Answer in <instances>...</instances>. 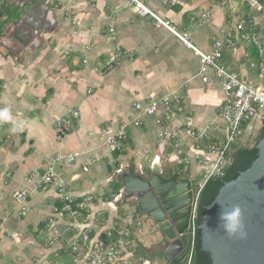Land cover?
<instances>
[{
    "label": "crops",
    "instance_id": "crops-1",
    "mask_svg": "<svg viewBox=\"0 0 264 264\" xmlns=\"http://www.w3.org/2000/svg\"><path fill=\"white\" fill-rule=\"evenodd\" d=\"M141 1L169 22L177 34L186 35L194 47L205 52L211 51L214 38L233 31L240 18L231 0ZM36 2H1L0 111L8 109L11 119L0 116V264H86L85 256L78 257L68 249L69 241L84 226L92 237L102 238L104 234L114 240L126 224L123 219L128 215L119 214L111 203L117 194L118 174L126 169L130 174L144 170L143 157L149 160L146 174L154 161H159L162 171L165 162L175 168L165 158L178 154L160 140L151 119L139 127L127 126L128 138L119 152L105 147V137L115 134L121 121L133 118L135 102L145 103L152 93L162 96L188 83L185 106L194 126L217 127L209 140L220 142L224 137L219 117L223 92L220 85H203L198 79L199 59L192 48L152 16L139 14L129 0H49L46 12H37L34 25L22 23ZM260 6L249 19L264 41V5ZM13 8L18 9L19 16L11 22L8 11ZM205 12L209 14L206 24L192 22ZM115 46L121 48L122 59L103 68ZM256 60L255 48L239 41L234 48L224 50L222 64L248 81L257 74L251 66ZM70 110H78L80 117L66 135L59 137L55 123ZM188 145L189 153L194 154L191 141ZM151 149L155 153L150 159L146 154ZM70 153L81 156L71 164H56L55 169L72 195L94 196L91 212L61 214L55 189L35 186L56 154ZM105 171L111 176H104ZM176 173L179 182L187 179ZM192 173L197 176L198 169ZM100 188L104 190L102 196L97 194ZM17 192L26 198L23 213L15 199ZM52 217L61 238L50 246L48 220ZM159 240L153 236L144 246L135 243L133 234L127 253L134 252V257L127 255L128 260H147V250ZM137 248L146 255L136 254Z\"/></svg>",
    "mask_w": 264,
    "mask_h": 264
},
{
    "label": "built area",
    "instance_id": "built-area-1",
    "mask_svg": "<svg viewBox=\"0 0 264 264\" xmlns=\"http://www.w3.org/2000/svg\"><path fill=\"white\" fill-rule=\"evenodd\" d=\"M129 1L134 4L139 14L152 16L158 25H162L176 33L169 22L157 16L141 0ZM171 1L173 0H162L163 3ZM1 2L2 0H0V10ZM208 20L209 14L207 12L202 13L200 19L192 18V22L196 25L206 24ZM110 31L113 32L112 27ZM177 36L187 47L192 48L198 57L200 66L197 77L201 83L203 85L218 84L222 89L223 97L219 105V117L224 124L223 139L220 142L209 140L211 131L217 130L215 126L213 128L206 126L204 129H197L194 126V118L188 114L185 106L188 89V83H185L182 89L168 92L162 96L152 93L145 103L135 102L133 104V118L129 121H121L117 132L105 137L104 145L111 151L120 150L128 138L127 126L132 124L134 127H139L145 119H151L158 128L160 140L178 152L172 158L170 155L164 158L174 165L181 166L183 172L188 175L187 179H190L192 184L191 214L188 228L185 231L188 235V245L185 250L189 246L186 264H192L198 229L196 223L198 200L204 185L211 178L224 177L226 169L235 165L233 157L235 149L246 144L250 138L253 139L259 129L263 127L264 41L258 33L255 22L247 17H240L233 31L226 32L222 37L214 38L209 52L194 47L186 35L177 34ZM239 41L250 43L257 53V60L251 65L256 69L257 74L251 76L248 81L242 80L235 72L222 64L224 50L234 48ZM122 55L121 48L115 46L108 54L103 68H110L119 64ZM79 117L78 110H70L65 116L57 120L55 127L59 137L66 135L74 121L78 120ZM188 141H191V146L195 150L194 154L189 153ZM80 156V153L56 154L53 163L47 165L42 174L35 180L37 188L53 187L55 189L57 199L62 204L60 207L61 214L91 212L93 209L94 196L91 194L72 195L69 192L68 185L55 169L56 164H71ZM194 169H198V172L203 173L202 181L197 185L194 184L196 178L192 173ZM15 199L21 213L25 212L27 210L25 196L21 192H17L15 193ZM125 223L118 236L109 241L92 237L88 227L84 226V229L69 241L68 249L78 257L85 256L86 264H146L148 259H138L131 262L127 256L132 255L134 257V252L127 253L128 246L133 234L142 232V221L135 216L128 215L125 218ZM48 227L47 243L50 246L56 245L61 238V231L53 217L48 220ZM149 264H169V262L157 263L150 260Z\"/></svg>",
    "mask_w": 264,
    "mask_h": 264
},
{
    "label": "water",
    "instance_id": "water-1",
    "mask_svg": "<svg viewBox=\"0 0 264 264\" xmlns=\"http://www.w3.org/2000/svg\"><path fill=\"white\" fill-rule=\"evenodd\" d=\"M245 2L261 9L257 0H231L234 13L238 14ZM48 3L49 0H38L21 22L33 24L37 12H46L44 9H47ZM34 28L41 31V27ZM255 149L258 156L252 165L246 170L240 169L237 178L223 181V186L205 209L198 225L201 249L210 254L211 264H264V136ZM116 184L120 188L112 197L113 207L118 210L129 203L136 204L156 227L154 236L160 240L151 251L147 250L149 257L146 264L150 263L154 251L162 252L169 264H174L188 245L185 231L193 200L190 179L179 182L178 173L165 177L159 161H154L149 173L140 170L130 174L126 169ZM235 206H239L243 213V237L229 236L221 220V213L231 211Z\"/></svg>",
    "mask_w": 264,
    "mask_h": 264
},
{
    "label": "trees",
    "instance_id": "trees-1",
    "mask_svg": "<svg viewBox=\"0 0 264 264\" xmlns=\"http://www.w3.org/2000/svg\"><path fill=\"white\" fill-rule=\"evenodd\" d=\"M257 1L261 5H264V0H257ZM263 136H264V127H261L254 138L258 137V140L260 141ZM251 140L252 139L250 138L246 142V144L238 146L235 149L233 155L235 160V165L226 169L224 177L211 178L204 185L198 200V209H197V218H196L197 226L200 225L202 221L205 209L214 201L217 194L219 193V190L223 186V181H229L231 179L237 178L239 175V170L248 169L252 165L254 160L257 158L258 150L255 149V146L251 144ZM115 151L119 152L118 150ZM118 176L119 179L122 176V173L118 174ZM187 177L188 175H186V178ZM117 187L118 188H116V191L120 188V185H118ZM106 237H107L106 235L104 234L102 235L103 239L108 240ZM113 238L116 237L113 236ZM188 248L185 250L183 255L175 259L174 264H186ZM136 254L146 255L145 253H142V251L138 248L136 249ZM211 263L212 260L210 254L201 249V233L200 230L197 229L192 264H211Z\"/></svg>",
    "mask_w": 264,
    "mask_h": 264
},
{
    "label": "rangeland",
    "instance_id": "rangeland-1",
    "mask_svg": "<svg viewBox=\"0 0 264 264\" xmlns=\"http://www.w3.org/2000/svg\"><path fill=\"white\" fill-rule=\"evenodd\" d=\"M248 5L249 4L246 3V5L243 6L241 11L239 12L240 17H247V18L250 17L251 18L252 17V13L253 12L254 13L257 12L256 8H254L252 6H251V8H249L250 5L249 6ZM17 12H18L17 8H13V9H10V11H8V13H10L9 15L11 16V22H13V18L15 16H19V13H17ZM217 91L219 93H221L220 88H217ZM220 120H221V118H220ZM254 125H256V124H254ZM258 142H259V140H258V137H257V138H254V140L252 139L251 144L253 146H256L258 144ZM154 153H155L154 150L151 149V150H147V154L146 155L151 159L154 156ZM166 155H167V151L164 152V156L165 157H166ZM141 163L143 165V169L145 171H147V169L149 167V160H146L143 157L141 159ZM170 165L171 164H167L166 162L163 163V170H164L163 173H164L165 177H169L174 172H180V173H182L181 177L186 178V173L183 172L182 167H180L179 165H176L175 168H172V166H170ZM202 175H203V173L199 171L197 176H196V178H195V180H194V184L195 185H197L200 181H202ZM104 176L109 177L111 175H110V173L105 171ZM103 193H104V190L102 188H100L99 191H97V194L99 196H102ZM117 211L119 212V214H121L123 216L132 215V216H135L137 219H140L142 221V225H141L142 232L141 233H137L136 232V234H135V243L139 242V243H142L144 246L149 245L151 240H152V237L156 233V227L151 223V220L147 219L145 214L139 210L137 205L133 204V203H129L128 205H125L124 207L118 208ZM123 221H125V220L123 219ZM151 261L152 262H157V263H163V262L167 261V258L165 257V255L162 252L155 251L152 254Z\"/></svg>",
    "mask_w": 264,
    "mask_h": 264
},
{
    "label": "clouds",
    "instance_id": "clouds-1",
    "mask_svg": "<svg viewBox=\"0 0 264 264\" xmlns=\"http://www.w3.org/2000/svg\"><path fill=\"white\" fill-rule=\"evenodd\" d=\"M0 116L4 119L10 120L11 116L8 114V109H3L0 111ZM15 131V128L12 129ZM242 210L239 206H235L231 211L222 212L221 220L224 222L223 227L229 236L240 235L243 237L245 233L243 232V220H242Z\"/></svg>",
    "mask_w": 264,
    "mask_h": 264
},
{
    "label": "flooded vegetation",
    "instance_id": "flooded-vegetation-1",
    "mask_svg": "<svg viewBox=\"0 0 264 264\" xmlns=\"http://www.w3.org/2000/svg\"><path fill=\"white\" fill-rule=\"evenodd\" d=\"M181 180L184 182L185 179H181Z\"/></svg>",
    "mask_w": 264,
    "mask_h": 264
}]
</instances>
